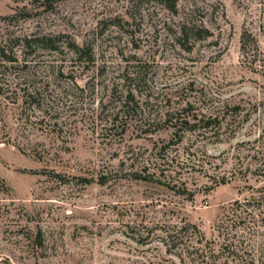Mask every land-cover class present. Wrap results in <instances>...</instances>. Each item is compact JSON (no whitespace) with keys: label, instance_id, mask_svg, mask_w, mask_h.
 <instances>
[{"label":"rangeland","instance_id":"rangeland-1","mask_svg":"<svg viewBox=\"0 0 264 264\" xmlns=\"http://www.w3.org/2000/svg\"><path fill=\"white\" fill-rule=\"evenodd\" d=\"M173 1L0 0V264H264V0Z\"/></svg>","mask_w":264,"mask_h":264},{"label":"trees","instance_id":"trees-1","mask_svg":"<svg viewBox=\"0 0 264 264\" xmlns=\"http://www.w3.org/2000/svg\"><path fill=\"white\" fill-rule=\"evenodd\" d=\"M164 2L166 3V6L173 11H176V2L173 0H164ZM196 26L194 24H192L190 21H183V23L180 25L179 27V38L182 40H188L189 36L191 34V32H196V30L200 31V28L196 29ZM195 34V33H194ZM56 37L51 36V35H42V36H36V37H23L22 41H23V47L26 48V50L28 48L32 49V47H38V48H49V49H56L57 48V42H56ZM71 48H74V53L76 54V57L80 60V61H85V62H90L92 61V51L91 49L88 47V45L85 46H79L78 44L72 43V45H70ZM13 52L10 51L8 49V46L6 45V43H2L0 42V59L6 60V61H14V57H12ZM28 65H23V67H27ZM130 79L132 80L133 83H139L142 79L141 75L139 74V72L135 73L134 75H132V77H130ZM131 84L127 89V93L125 95V98L123 99V104H121L122 108L120 107L119 111L122 112V114H124L126 116V108H132L133 103H136V100L134 99V93L132 91L131 88ZM126 107V108H125ZM121 113L116 112L112 115L111 117V123L113 125H115L116 121L118 120ZM122 115V116H124ZM127 118V116H126ZM178 120L181 119L182 121L180 123L182 124H189V120L187 119V117H183V118H179L177 117ZM211 117H208V119L205 120V125L207 126L209 123L208 121L210 120ZM143 120V119H142ZM178 124V123H177ZM263 164H261L262 170H264V162H262ZM227 180L223 177L220 181V183H225ZM175 227V226H174ZM183 228H180V230H182ZM172 230H174L175 234L172 235L171 233L170 236L172 237L171 240L172 242L175 244L176 242H179V244L185 246V242L187 241L183 239V237L180 236H176V233H178L179 230H177V228H172ZM198 234L200 232L197 231ZM202 235V234H201ZM204 236V235H202ZM201 240V238H200ZM200 248L197 247V249H195L194 252H199ZM203 251V250H201ZM205 251V250H204ZM201 256L204 255V252L200 253ZM198 256V255H197ZM211 255H209L208 257L210 258ZM213 257H216V254H212ZM207 257V255H206ZM197 257H195L194 259H196ZM198 261V259H197ZM202 264H212V261L205 260Z\"/></svg>","mask_w":264,"mask_h":264}]
</instances>
